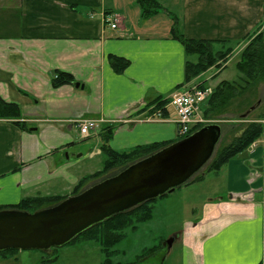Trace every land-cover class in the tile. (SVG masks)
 I'll list each match as a JSON object with an SVG mask.
<instances>
[{"label": "crops", "instance_id": "0c3cea01", "mask_svg": "<svg viewBox=\"0 0 264 264\" xmlns=\"http://www.w3.org/2000/svg\"><path fill=\"white\" fill-rule=\"evenodd\" d=\"M156 1L162 10L143 18L136 0H0V97L18 105V121L27 128L0 119V207L71 191L83 177L80 162L100 150L107 128L117 152L178 140L174 109L167 105L166 116L154 119L147 105L209 83L200 76L183 84L186 56L171 36L173 18L185 38L229 41L237 56L264 31V0ZM110 56L129 65L117 74ZM57 72L70 74L74 84L54 88ZM261 84L254 110L264 103ZM83 119L98 125L88 137L78 130ZM259 122L262 135L211 173L207 184L216 195L142 262L165 264L176 245L178 264L264 262V119Z\"/></svg>", "mask_w": 264, "mask_h": 264}, {"label": "trees", "instance_id": "16d2710c", "mask_svg": "<svg viewBox=\"0 0 264 264\" xmlns=\"http://www.w3.org/2000/svg\"><path fill=\"white\" fill-rule=\"evenodd\" d=\"M141 9L143 18L156 15L162 10V7L156 0H136ZM177 20L173 18L171 28V36L174 40L181 43L186 56L184 64V81L187 84L193 79L213 67H218L220 63L224 64L228 61L234 51V47L229 41L203 40V39H187L177 29ZM216 45H221L219 49ZM194 57V59H193ZM237 70L241 77L237 81H221L213 89V93L206 100V106L203 108V117L215 118L226 114L230 107L244 103L248 97L247 94L256 92L259 84L264 82V31L257 34L250 40L238 53ZM108 62L113 71L117 74L123 72L129 65V61L120 57L110 56ZM51 84L54 88L64 85L74 84L73 77L64 72H57L52 78ZM199 88H204L203 84ZM168 100H160L159 98L148 104L154 109L162 110L161 115L166 116L165 106ZM249 107V106H248ZM248 109V108H247ZM241 115L245 119L248 115ZM20 109L14 103H7L0 97V119L14 120L15 125L27 131L23 123H20ZM264 119V112L254 121L247 122L239 135L232 137L228 144L222 146L215 153V157L207 172H217L228 161L243 153L252 143H254L263 133V127L259 120ZM203 125L194 126L190 133L198 130ZM113 128H107L102 135V143L100 153L104 156L102 168L94 173L83 176L77 184L72 188L70 196L77 195L84 191L85 184L88 181L96 180L100 176L108 173L113 169L123 168L157 152L158 150L168 146L171 143H154L149 145L136 146L127 152H117L112 150L108 141L112 136ZM106 179V178H105ZM195 179L193 180H200ZM104 180V179H103ZM102 181V180H101ZM192 182V181H190ZM189 183V182H188ZM187 183V184H188ZM91 187V186H90ZM66 199L63 196H34L22 198L17 204L1 206L0 210L12 209L24 212H35L44 208L54 206ZM154 200L144 202L128 211L118 213L104 221L83 231L67 244H73L77 240L94 241L98 243L100 252L103 255L101 264H114L111 259L116 254L115 246L125 237V230L130 228L135 230L138 224H141L151 218L150 203ZM155 248L149 249L147 254L152 253ZM17 250L1 251L0 256L13 254ZM264 264V262L262 263Z\"/></svg>", "mask_w": 264, "mask_h": 264}, {"label": "water", "instance_id": "95a60500", "mask_svg": "<svg viewBox=\"0 0 264 264\" xmlns=\"http://www.w3.org/2000/svg\"><path fill=\"white\" fill-rule=\"evenodd\" d=\"M258 105L259 102L250 107L244 116ZM220 137L219 125H204L54 206L32 213L0 210V252L10 249L48 251L64 246L113 215L172 193L209 162Z\"/></svg>", "mask_w": 264, "mask_h": 264}, {"label": "rangeland", "instance_id": "374dc122", "mask_svg": "<svg viewBox=\"0 0 264 264\" xmlns=\"http://www.w3.org/2000/svg\"><path fill=\"white\" fill-rule=\"evenodd\" d=\"M220 47L221 45L215 46V48L217 49H219ZM238 60L239 59L237 53L234 52L225 64L224 62L220 63L218 67L210 68L205 73L200 75L202 79H206V81L209 83V85L205 87H209L211 89V94L213 93V89L215 88L214 83L218 81L232 82L240 79L241 75L238 72L236 65ZM214 74H217V76L214 80H212ZM195 79H193L189 83L193 82ZM197 86L199 85L193 84L192 86H190V89ZM262 92H264V83L261 84V90L259 94ZM211 94L208 97H210ZM247 96L248 97L245 99L247 105L246 103L242 106L237 105L236 102L234 104V107H230L226 114L220 115L215 118L203 117V108L204 106H206V100L208 99V97L200 105L196 116V119L199 121L195 125L204 126L217 124L221 127L222 136L218 144L216 145L213 156L211 157L209 162L190 180L192 181V183L189 182V184L177 188L172 193L166 194L152 201L150 203L151 218L149 220L138 224L135 230L127 228L124 231L125 237L114 248L116 254L111 258L114 264H138L139 262H142L147 258V250L162 246L166 240L168 241L172 237V234L179 232L182 229L183 225L194 220L195 215L192 210H197L202 202L209 198H213L216 195V193L213 192L207 184L209 183V178L212 177L211 173H214L212 171H207L215 157V153L222 146L228 144L232 137L239 134L238 132L246 124L244 123L246 120L248 121L249 119L256 118L258 115L264 112V103H261V105L256 110L250 112L245 119H241L240 115L245 110H248L250 108L249 106L247 109V106L249 105L248 103H252L255 97L257 98H255L256 100L253 104H257L259 101L258 96L255 92H251L250 94H247ZM153 113H151L150 116L155 119ZM225 133L228 134V138H225L223 136V134L225 135ZM94 155L97 156L93 157V155H90L92 156L91 158H84L80 162L78 169L82 176L94 173L102 168L104 156L101 153L97 154V152ZM122 169L123 168L113 169L108 173L100 176L96 180L88 181L85 184V188H89L90 186L101 182V180L105 178H109L118 174L120 171H122ZM202 175H204V177H201ZM199 178H203L204 180L193 182V180ZM71 191L68 190L65 193H61L62 195H53L58 194L54 192L50 193L51 195L47 196L70 197ZM179 253L180 246L176 245L172 251L170 259H168L165 264H178V261L174 260L180 259ZM102 261L103 255L100 252L98 243L85 240H77L73 244H66L61 247H53L48 251L17 250L13 254L0 256V264H101ZM151 262L158 263L159 256H154ZM142 264H145V262H142Z\"/></svg>", "mask_w": 264, "mask_h": 264}, {"label": "built area", "instance_id": "2783aa9c", "mask_svg": "<svg viewBox=\"0 0 264 264\" xmlns=\"http://www.w3.org/2000/svg\"><path fill=\"white\" fill-rule=\"evenodd\" d=\"M115 23L110 24L111 29H115ZM211 94L209 87H193L190 90L176 92L170 98L168 105L174 109L176 114L177 136L185 137L191 130V127L198 123L196 119L200 105ZM166 108V106H165ZM162 110L156 109L153 116L161 117ZM97 128L94 120L83 119L78 123V130L82 137H87L89 133ZM264 250V240H263Z\"/></svg>", "mask_w": 264, "mask_h": 264}]
</instances>
